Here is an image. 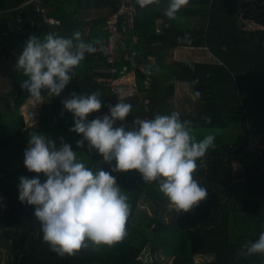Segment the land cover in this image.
<instances>
[{"label":"trees","instance_id":"trees-1","mask_svg":"<svg viewBox=\"0 0 264 264\" xmlns=\"http://www.w3.org/2000/svg\"><path fill=\"white\" fill-rule=\"evenodd\" d=\"M25 1L0 0V83L8 87L0 93L3 264H168L167 259L169 264H264L262 255L236 256L244 244L255 241L264 231V146L259 150L250 147L253 137H264V0L257 1L262 5L254 17L242 14L239 0H189L175 20L164 16L168 0H158L143 9L136 4V16L126 26V40L113 64L107 60L102 27L119 0H40L39 8L57 18L58 24L45 23L37 2ZM92 8L104 12L84 19L81 11ZM244 18L260 19L263 25L244 27ZM76 31L85 41L99 39L102 45H95V53L86 54L60 96L42 93L37 121L27 124L19 107L29 93L20 87L26 77L15 67L17 55L30 35L41 40L47 33L67 38ZM186 36L190 42L184 39ZM185 47L204 48L211 59L171 58L175 49ZM132 50L136 54L131 62L125 54ZM111 66L117 72H112ZM129 71L134 73L133 92L120 97L124 85L119 80ZM176 84H186L193 95V105L187 111L173 105ZM72 92L101 94L102 108L90 114L89 121L107 114L109 104L123 100L132 105V110L114 127L123 124L129 130L135 118L152 119L156 114L178 112L181 120L193 122L198 140L214 135L215 147L203 157L207 167H200L198 160L194 173L207 189V198L193 210L177 214L155 182L143 181L136 171L112 173L129 198L126 238L110 248H89L73 257H58L42 240L34 207L19 201L18 185L21 176L37 175L23 165V153L33 132L48 136L58 147L62 137L88 167L110 170L95 150L88 151L87 144L84 148L76 146L82 136L69 130L73 117L63 111L62 104ZM239 160H243L244 176L235 181L233 163ZM40 179L43 182L45 177L40 174ZM140 199L150 205V212L140 206ZM148 247L161 254L154 253L151 262L143 263L141 255ZM196 256L205 259L196 260Z\"/></svg>","mask_w":264,"mask_h":264},{"label":"clouds","instance_id":"clouds-1","mask_svg":"<svg viewBox=\"0 0 264 264\" xmlns=\"http://www.w3.org/2000/svg\"><path fill=\"white\" fill-rule=\"evenodd\" d=\"M135 3L143 9L158 0ZM188 3L189 0H168L164 16L175 20ZM184 39L190 42L189 37ZM95 45H102V41H85L79 31L67 38L47 33L43 40L30 35L15 63L26 77L21 89L32 100H40L43 92L60 96L86 54L97 51ZM199 95L197 92L196 96ZM100 97L99 92H72L62 104L63 111L73 117L69 130L82 136L76 141L77 148L87 144L89 152L95 150L110 166L109 171L88 167L62 137L58 147L48 136L33 132L23 153L25 169L37 175L19 178L18 199L34 207L43 242L60 258L76 256L89 248H110L126 238L129 198L112 173L136 171L143 181L155 182L169 208L177 214L193 210L208 196L194 173L198 160L200 167H207L203 157L209 148L215 147L214 135L198 140L193 122L181 120L178 112L156 114L152 119L135 118L129 130L123 124L114 127L131 113L132 105L123 100L109 104L107 114L89 121L88 116L102 108ZM40 174L45 177L43 182ZM253 255L264 256V231L236 253L238 258Z\"/></svg>","mask_w":264,"mask_h":264},{"label":"rangeland","instance_id":"rangeland-1","mask_svg":"<svg viewBox=\"0 0 264 264\" xmlns=\"http://www.w3.org/2000/svg\"><path fill=\"white\" fill-rule=\"evenodd\" d=\"M239 7L243 13H248L252 17L254 15H259V8L262 5L260 2L258 3V0H239ZM260 20V19H259ZM258 19H243L241 21L242 26L244 27H259L262 26L259 22ZM179 49V48H177ZM182 50H179L178 52L174 53V57L177 58H182V57H187V58H192V59H201V60H209L211 59L210 54L205 50L204 48H180ZM176 50V49H175ZM128 73V72H127ZM125 78H122V82L124 86H122L120 92L118 93L120 97L124 95H128L133 92V74L131 73L130 75L126 74ZM127 82L125 84L124 82ZM121 82V83H122ZM8 87L5 86L4 83H0V93L3 91H7ZM193 95L191 94L189 87L186 84H176L174 95L172 98V102L174 107L179 110V111H187L191 108L193 105ZM42 100H32L28 98L23 106L19 107V111L23 114L24 120L26 121L27 124H33L35 121H37L38 115H39V109L41 105ZM3 100L0 99V107H2ZM264 146V137L261 136H256L253 137L251 142H250V147L255 150H259ZM249 159V158H248ZM240 162L235 161L233 163V172H234V179L235 181H240L242 180L244 176V172H242V163L243 160H239ZM0 200L2 199V196H0ZM140 206L150 212V205H148L144 200L140 199L139 200ZM232 216V214H231ZM170 216H167V220L169 219ZM159 252L156 248L148 247L145 249L141 255V259L143 263H149L151 262L154 253ZM161 254V252H159ZM6 255H5V247L0 245V264H3L5 261ZM205 259L203 256H196V260H202ZM167 263H170V259H167Z\"/></svg>","mask_w":264,"mask_h":264},{"label":"built area","instance_id":"built-area-1","mask_svg":"<svg viewBox=\"0 0 264 264\" xmlns=\"http://www.w3.org/2000/svg\"><path fill=\"white\" fill-rule=\"evenodd\" d=\"M37 2V8L42 11V19L45 23H54L58 24L59 20L57 18L48 16L44 14V10L42 8H39V1L40 0H26L24 3ZM136 16V3L135 0H119V5L115 11H112L108 14L105 24L103 26V30L106 32V50L108 52L107 60L110 63H115L119 57V47L125 41L126 35L125 30L127 24H132L134 18ZM135 51H131L129 54H125V57L129 61L134 60ZM123 70H125V66L123 67ZM112 72H117V69L113 66H111ZM121 73H125V71H120ZM110 83L115 84L114 80H111ZM147 83V81H146Z\"/></svg>","mask_w":264,"mask_h":264},{"label":"crops","instance_id":"crops-1","mask_svg":"<svg viewBox=\"0 0 264 264\" xmlns=\"http://www.w3.org/2000/svg\"><path fill=\"white\" fill-rule=\"evenodd\" d=\"M103 12H104L103 9L92 8V9L86 11V12L85 11H81V15L84 17V19L89 20L91 18H96V17L100 16ZM134 39H135V37H134ZM179 50H182V49L179 48V49L174 50L173 56L171 57L172 59L177 58V57H174V53L178 52ZM182 58H184V57H182ZM131 73L133 74V79H134L133 71H129L128 73L126 72V74H128V75H130ZM121 80L122 79H120L119 81H121Z\"/></svg>","mask_w":264,"mask_h":264}]
</instances>
